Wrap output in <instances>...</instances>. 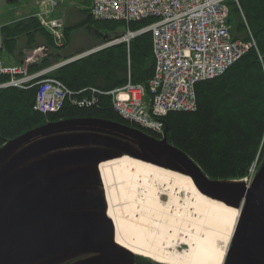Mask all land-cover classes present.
<instances>
[{
	"label": "trees",
	"instance_id": "16d2710c",
	"mask_svg": "<svg viewBox=\"0 0 264 264\" xmlns=\"http://www.w3.org/2000/svg\"><path fill=\"white\" fill-rule=\"evenodd\" d=\"M231 33L234 39L254 42L224 74L199 81L195 85L197 106L193 111H170L162 119L164 133L145 130L162 138L188 155L213 180H238L248 175L250 167L264 158V0L230 2ZM81 26L103 33V43L138 32L154 22L95 18L83 10ZM64 29L65 43L70 32ZM46 38L54 52L28 67L30 74L55 66L75 56H63L55 39L38 16H31L0 27L4 54L23 62L24 52L15 53L22 38L28 50ZM155 73L153 38L143 32L129 42H120L62 65L26 86H0V148L9 141L51 122L92 118L118 122L135 128L114 107L111 92L128 83L141 84L148 92ZM59 80L68 91L61 108L42 112L36 107L37 93L43 79ZM11 76L0 75V85ZM142 129V128H140ZM139 261L145 260L137 257Z\"/></svg>",
	"mask_w": 264,
	"mask_h": 264
},
{
	"label": "water",
	"instance_id": "95a60500",
	"mask_svg": "<svg viewBox=\"0 0 264 264\" xmlns=\"http://www.w3.org/2000/svg\"><path fill=\"white\" fill-rule=\"evenodd\" d=\"M104 48H97L61 63L59 66ZM88 124L115 128L138 136L142 141L140 146L143 150L154 153L166 162L151 160L146 156H133L134 158L189 175L202 193L238 208L241 211L239 226L227 262L234 259L238 264H264V166L257 173L251 185L232 181L227 185L209 178L188 155L168 142L166 134L162 141H159L156 138H148L138 129L117 122L92 118L67 119L35 128L5 144L0 152V160L36 136L49 135L62 128ZM74 141L75 144H79V141ZM28 151H31V148ZM113 158L115 157L101 153L69 152L24 168L19 178L14 180L15 184L10 195H8V189L0 192V257H2L0 264H11V261H5L4 257L5 254L15 251L24 254L23 261L31 262L33 258L38 261L60 259L69 253L75 255L77 251L109 255V248L124 249L115 242V225L108 215L107 206L106 212L99 214H83L79 217V213L68 215L64 213L79 209V189L75 187L80 181L79 174L85 173V170L76 169L63 172L59 177L50 180L52 182L42 190L45 192L42 195L40 191L34 194L36 196H28L24 191L18 194V189H15L21 186V182L27 181L30 175L44 167L56 168L79 162L98 165L102 161ZM42 200L48 201L50 205L55 206L56 210L41 214L38 211H29L31 206L41 204ZM84 200L85 203L88 202L85 193ZM34 220H39L41 224L35 228L26 225ZM97 260L100 263L104 262L100 256L96 258Z\"/></svg>",
	"mask_w": 264,
	"mask_h": 264
},
{
	"label": "built area",
	"instance_id": "2783aa9c",
	"mask_svg": "<svg viewBox=\"0 0 264 264\" xmlns=\"http://www.w3.org/2000/svg\"><path fill=\"white\" fill-rule=\"evenodd\" d=\"M230 2L238 0H92L94 17L110 20L154 22L138 32H131L112 42H129L143 32H151L155 73L148 92L141 84L128 83L111 92L116 110L127 120L156 133L164 132L161 119L170 111H193L197 106L195 85L202 80L224 74L254 42L234 39L231 33ZM53 6L56 0H51ZM43 22V21H42ZM44 24V22H43ZM46 25V24H45ZM56 45L64 40L63 23L50 21L47 26ZM50 50V49H49ZM48 54L38 48L34 57ZM49 70L28 74L25 65L8 66L2 60L0 43V75L11 79L2 86L23 85L43 77ZM37 93L36 107L42 112L61 108L68 91L54 78L43 79ZM254 163L242 179L250 185L256 173Z\"/></svg>",
	"mask_w": 264,
	"mask_h": 264
},
{
	"label": "bare ground",
	"instance_id": "6f19581e",
	"mask_svg": "<svg viewBox=\"0 0 264 264\" xmlns=\"http://www.w3.org/2000/svg\"><path fill=\"white\" fill-rule=\"evenodd\" d=\"M99 169L120 247L160 264L224 259L223 244L240 221L238 208L202 193L189 175L131 156L104 161Z\"/></svg>",
	"mask_w": 264,
	"mask_h": 264
},
{
	"label": "rangeland",
	"instance_id": "374dc122",
	"mask_svg": "<svg viewBox=\"0 0 264 264\" xmlns=\"http://www.w3.org/2000/svg\"><path fill=\"white\" fill-rule=\"evenodd\" d=\"M51 2V1H50ZM7 0H0V25L1 19L9 18L10 16H16L19 15L22 11L18 10L14 13L9 12L7 4ZM4 10V14L1 13V10ZM3 17V18H2ZM46 24L47 26L50 25V21L52 19L50 18H44L43 15H38ZM81 20V15L79 13V21ZM45 25V26H46ZM50 32V29L48 30ZM103 33L96 32V29H88L84 26H79V29L73 31V38L72 43L70 44L69 50H72L75 45H79V49L87 48L88 46H95L96 44L102 43V35ZM50 35L52 33L50 32ZM64 44V42L62 43ZM59 46V47H63ZM50 48V47H49ZM32 52V51H31ZM29 52V53H31ZM1 86V85H0ZM124 125V124H123ZM128 126V125H125ZM88 125H78L73 127H67L62 130L60 133H51L49 135H39L36 136L30 140H32V143L34 142L33 147L31 148L32 155L34 159L36 160H44L51 158L53 156L59 155V154H65L69 152H87V153H101L105 156H120L123 154H127V156H140V157H148L151 160H156L158 162L163 161L164 163L166 160H162L160 157L155 155L154 153H151L148 150H143L140 144L142 141H140L138 136L131 135L126 132L119 131L115 128H106L104 130L105 132L102 134H99L97 131L90 130V128H87ZM131 127V126H129ZM134 129L140 130L143 135L146 134L148 138H156L154 136H151L148 134L145 130L140 128L131 127ZM45 134V133H44ZM50 135H53L52 137H49ZM159 141H162L160 138H156ZM74 140L79 141V144H75L76 142ZM91 141V142H87ZM99 141V142H98ZM138 145V148L137 146ZM24 147H27L25 144H23ZM4 147L0 148V152L3 150ZM137 149V150H136ZM10 154V153H8ZM7 154V155H8ZM125 156V155H124ZM123 157V156H122ZM119 158V157H118ZM19 159H13L10 163L8 160L3 161L0 160V192L7 190L9 191L8 195L12 192L13 185L15 184V179H18L19 175L21 174L22 170L27 167V164H19L17 166V162ZM262 166H264V158L258 166L257 171L254 175V178L256 177L257 173L260 172ZM215 181V180H214ZM220 182H224L227 185L230 184L229 180H218ZM239 226V224H238ZM238 226L233 230V234L231 239L228 241V243L223 244V247H227L226 253H228L233 246V242L235 240V237L237 235V229ZM239 241V240H237ZM228 244V246H227ZM180 247V248H179ZM178 250L186 249L185 245H180L177 247ZM124 252H122V257L117 256L121 255L119 252H115L114 256L101 254V253H94L99 255H105L108 258L107 262H101L99 260L96 261V257H92L91 259H86V262L84 264H140V262L135 261L134 257H140L146 260L148 264H160L157 261L149 258L145 255H136L133 252H130L125 249H120ZM210 253V252H209ZM85 253H79L77 251L74 255V253L66 254L65 256H62L60 259L52 258V260L43 261L33 258L31 262H25L23 261V253L20 252H12L11 254H5V261L10 260L11 264H79V257L83 256ZM124 256V257H123ZM114 257V258H113ZM145 257V258H144ZM220 261V263H219ZM224 259L216 261L218 264H223ZM0 262H2V257H0ZM144 264H146L144 262ZM227 264H238L236 263V260L231 259L227 262Z\"/></svg>",
	"mask_w": 264,
	"mask_h": 264
},
{
	"label": "crops",
	"instance_id": "0c3cea01",
	"mask_svg": "<svg viewBox=\"0 0 264 264\" xmlns=\"http://www.w3.org/2000/svg\"><path fill=\"white\" fill-rule=\"evenodd\" d=\"M57 2H58L57 6L53 8L50 0H7L6 6H8L7 10L9 12L14 13L18 10L22 12L19 15L10 16L9 18L1 19L2 24L0 26L18 21L20 19L28 18L31 16H36L39 14L43 15V17L46 19L50 18V19L62 20L65 25V28H68L70 32L69 42L65 46H63L61 50H59V52L65 57L75 56V55L78 56V55L90 52L96 49L98 46H100L103 43V40H102L101 44H96L95 46H88L87 48H84V49H79V45H75L72 50H69L70 44L72 43L73 31L79 29V26H81L79 23L83 21L84 16H85L83 10L90 9L92 0H57ZM4 10L5 9L1 10L2 14H4ZM79 13L81 15L80 21H79ZM38 39L41 43L39 47L46 46V47L51 48L50 45L49 46L46 45L47 41L45 37L39 36ZM36 49H38V47L35 48L34 50ZM46 49L50 51L49 48H46ZM30 51L32 50H28L26 39L22 38L19 41V45L15 49V53L16 54H19L21 52L25 53L23 55L24 56L23 62L18 61L16 57H13L12 55H6L3 52L4 63L6 65H11V66L12 65H25L28 68L29 65L31 64V63H28L29 62L28 59L32 56L34 57V52H35L33 51L29 53ZM51 51H52L51 53H53L54 49L52 48ZM72 58L65 60L64 62H61V63H65L66 61H69ZM40 59L41 57L38 56V57H35L33 61L35 60L39 61ZM59 65L60 64L50 67L51 71L60 67ZM60 121H63V120H60ZM56 122H59V121H56ZM51 123H55V122H51ZM87 128H90V130L97 131L99 132V134H102L105 132L104 130H106L107 127H100L97 125L88 124ZM63 129L64 128L58 130L56 133L62 132ZM52 136L53 135H50L49 137H52ZM163 138L164 137H162L161 139ZM25 145L27 147H24L22 145L14 149L12 152H10V154L5 155V157L3 158V161L8 160L9 162H7V164H11L10 162L13 159H19V161L17 162V166L19 164H27V167L31 165L33 166L36 163H39L40 161H42L40 159L39 160L34 159L33 156H35V154L32 155V152L28 151V149L32 148L34 145V142L32 143V140L26 143ZM135 146H137L138 148V145H135ZM124 155H127V154H123L122 156ZM120 156H116L115 158H118ZM101 163H99L98 165H93V164H86L83 162H79L76 164L65 165V166L56 167V168L44 167L40 169L39 171H36L34 173L32 172L33 174L31 173L32 175L29 176L28 180L21 182L20 183L21 186H19L18 188L15 187V189H18L19 191L18 194L24 191L25 193H27L28 196H31V195L36 196L34 194L40 191V194L42 195V193L45 194V192H42V190L45 189L50 182H52L50 180H54L56 177H59L65 171L82 169V170H85L86 172L79 174L80 181H79V184L75 187V189H79V209H74L72 212L64 210L65 211L64 213L65 215H68L70 213H76V214L79 213V217L80 215H83V214L103 213V212H106V205H105L106 202H104V188H103V184L101 181L102 179L101 172L99 169ZM84 193L87 194V200H88L87 203H85V200H84ZM30 210L38 211L39 214H41L42 212H50L56 209H55V206L50 205L48 201L45 202V200H42L41 204L37 206L36 205L31 206L29 208V211ZM40 224L41 222H39V220H34L31 222H28L26 225L28 227L35 228ZM225 264H227V260Z\"/></svg>",
	"mask_w": 264,
	"mask_h": 264
},
{
	"label": "flooded vegetation",
	"instance_id": "af4514ba",
	"mask_svg": "<svg viewBox=\"0 0 264 264\" xmlns=\"http://www.w3.org/2000/svg\"><path fill=\"white\" fill-rule=\"evenodd\" d=\"M137 150V149H136ZM105 196V195H104ZM104 202H106L105 201V197H104ZM105 205H106V203H105ZM115 252H119L121 255H117V256H121L122 257V252H124V251H122V250H116V249H113V248H109L108 249V254L109 255H111V256H114L115 255ZM125 253V252H124ZM228 254H229V252H228ZM102 257L103 258V261H105V262H107L108 261V258L105 256V255H99V254H94V253H85L83 256H80L79 257V259H80V261H79V264H84L85 262H86V259H91L92 257H96V258H98V257ZM124 257V256H123ZM228 257V256H227ZM114 258V257H113ZM134 259H135V261H137V262H140V264H144V262L146 263V264H148L147 262H146V260H142V261H139V260H137V259H139V258H137V257H134ZM48 260H52V259H47L46 261H48ZM226 260H227V258H226ZM43 263V262H42ZM41 263V264H42ZM225 263H226V261H225Z\"/></svg>",
	"mask_w": 264,
	"mask_h": 264
}]
</instances>
